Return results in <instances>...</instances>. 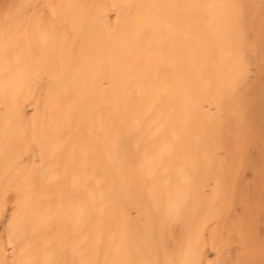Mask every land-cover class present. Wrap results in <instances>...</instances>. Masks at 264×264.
<instances>
[{
    "label": "bare ground",
    "instance_id": "6f19581e",
    "mask_svg": "<svg viewBox=\"0 0 264 264\" xmlns=\"http://www.w3.org/2000/svg\"><path fill=\"white\" fill-rule=\"evenodd\" d=\"M13 1L0 0V164H16L9 135L26 130L69 163L62 175L46 160L0 174V225L16 244L9 258L0 238V264H264L239 175L263 112L264 76L251 87L248 75L264 51V0H109L115 22L78 48L85 1L52 8L73 30L55 42L40 25L28 40ZM41 75L47 97L25 123L20 103ZM55 192L68 202L51 205Z\"/></svg>",
    "mask_w": 264,
    "mask_h": 264
},
{
    "label": "rangeland",
    "instance_id": "374dc122",
    "mask_svg": "<svg viewBox=\"0 0 264 264\" xmlns=\"http://www.w3.org/2000/svg\"><path fill=\"white\" fill-rule=\"evenodd\" d=\"M67 1L68 0H28V1H26V0H14L13 2H15V3L13 4L14 5L13 7L23 8L27 11V16L29 19L24 21L23 25H21L23 29L25 28L27 30V35L29 36L27 39L28 40H30V39L34 40V35H37L36 31H38L37 28L39 25H40V28L45 31V33L53 34V37H51V41H54V42L57 41L61 37L60 36L61 34H67V33L73 32V30L71 29V27L69 25L70 19L62 18L61 14H59V12H57L54 15L51 12L52 8H58V7H61V6L68 4ZM78 1L79 2L85 1V3L89 6V8L91 10L90 16H92L89 18H92V19H90V21H85L84 28L82 29L83 30L82 34L85 37L83 38V41H82V39H80L81 37L75 41L76 42L75 43L76 48L80 47L81 45L82 46H90V44H91L90 38H92V37L88 36L89 30L91 28L96 27V25L99 27V25L97 23H101L102 21H106V24H108V25H113V23L115 22L116 14H117L116 13L117 11L115 10V8L113 6H111V3L109 0H78ZM99 8L101 9L102 14L99 15V18H95L92 15V12H93V10H96ZM102 10H103V12H102ZM109 13H110V15H109ZM93 17H94V19H93ZM5 22H7L6 26H8L10 24V19H6ZM25 25H27V26H25ZM93 31H95V29ZM249 33H251V31H249ZM23 39L27 40V39H25V35H23L21 37L20 42H22ZM78 40H80V41H78ZM22 43H24V42H22ZM27 45H28V43H26L25 46H27ZM32 50H33L34 55H36V56L41 55V57H43L42 56V50L38 47V45L36 43H33ZM256 54L257 53L251 52L249 55L250 58L252 59V64L250 65L249 75H248V82L250 81L249 83H250L251 87L253 85H255V82H256L259 75L264 76V51L261 52L260 55L258 54L256 56ZM253 59H256V60L253 61ZM44 77H45L44 75H41L36 80H33L31 85L34 87V91H33L34 93L31 95V97L29 95L28 97L23 98L21 100L22 102L20 101L21 102L20 106H21L22 112L24 114L25 123L31 119L33 112L35 111V105L37 103L42 105L43 101L47 97V85H48L49 81H47V78L46 77L44 78ZM34 84L36 85V87L34 86ZM43 86H44V88H43ZM257 91H258V94L257 93L255 94L254 105H255V107L260 108V109L256 108V112H259V113H261L262 111L263 112L261 114H256V116L258 115V117H259V115H261V116H260V118H257L258 120L256 121V123L254 125V127H256V128L254 129V127H253V130H255V134L253 135L254 143L252 142V144H251L252 146L250 145L251 147L249 146V149L247 150V152H249L248 153L249 155H248V157H246L245 161L243 162L245 167H243L240 170V171L243 170V172H241L239 175H240V177L242 175L241 179L245 180V181L242 180L243 182H245V184H242V189H243V185H244L243 192L245 193L246 197H248L249 200L251 201L252 206L255 210L254 211L255 215L257 217V218L255 217V219H256L255 221L258 224L256 225V222H253V223H255V225L253 226V229H254V231L257 232L258 236L261 237V239H263V237H264V199L263 198L264 197H262V194H264V164H262V163H264V158H263L264 157V152H263L264 151V140H263V138H264V83H263V86H261V87L259 86ZM258 101L261 102V104H262L261 106H258V104L260 103ZM25 108H27V109H25ZM260 110H262V111L260 112ZM25 125L27 126V124H25ZM258 135H260V136L258 137ZM9 136H10L11 145H13V146L17 145L16 147L19 146L18 148L15 147V151H13V152L11 149H9V155L11 154L12 160L14 158L16 159V164L11 165L12 166L11 170H13L14 167L17 166L18 164L26 167V165L28 163H33V164L35 163L34 169L41 170L44 167L43 161L46 160V163L49 162L50 164L56 163L59 161L58 166H57V170H58L57 172L60 175H62L64 168L66 167L67 163H69V160H68V157L66 156V154L65 155L61 154L60 156H54L53 157L47 151H45L43 153L40 152V142L35 141L31 138L29 130H26V132L24 133L22 138L19 137L20 135L18 132H14L12 135H9ZM0 142L3 145H5L6 137L4 138L3 135H0ZM20 146H21V148H20ZM10 148H11V146H10ZM219 153H222V151L221 152L219 151ZM6 155L7 154H5V153L0 154V159ZM256 162L262 166H258ZM46 163H45V165H46ZM259 169H261V170L263 169V171H261ZM11 170L7 171L6 168L4 169V165L0 164V174H2L1 175L2 181H5L7 179V177L10 175ZM258 170L261 171L260 173L263 174V176H261L260 173H258L260 175L257 174ZM257 175L259 176V179H258ZM260 179L263 181H261ZM248 180H250V181H248ZM65 181H68V179ZM256 184H259L260 186H258ZM65 185H66V187L65 186L61 187L64 193L73 189V187L71 186L70 180ZM247 185H248V187H247ZM253 186H254V188H253ZM246 188L248 189V191ZM245 189H246V191H245ZM257 189H259L260 195H259ZM254 190L256 193L253 192ZM260 191H263L262 194ZM9 194H10L9 196L11 199L15 198V196H14L15 194L13 192H10ZM58 195L59 194L57 192H55L53 195L51 194V197H50L51 205H55V204L59 203L60 201L62 202V204H66L68 202L69 199L66 197V195L65 196L62 195L61 198L58 197ZM251 196H252V200L250 199ZM238 203H239V205H238ZM258 204H259V206H258ZM257 207H259V208H257ZM234 208H235V211L237 213H239L242 210L241 203L236 202L233 209ZM128 210H129V213H131V215H133V216L136 215V211L134 208L131 207ZM199 212H200V210L198 211V213ZM3 222L0 225V238L3 240V242L6 245L7 255L9 254L8 257L11 258L13 256V252L15 250L14 247L16 246V244L14 241H12V244H11L13 246L8 244V235L6 234L8 232V229H7L5 222L4 223ZM11 240H12V238H11ZM237 250H238L237 245H235V244L232 245V247L230 249L231 255L234 256L236 254ZM214 253L215 252L213 250L208 249V254L211 256V258L214 257V255H215Z\"/></svg>",
    "mask_w": 264,
    "mask_h": 264
}]
</instances>
